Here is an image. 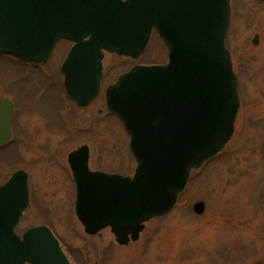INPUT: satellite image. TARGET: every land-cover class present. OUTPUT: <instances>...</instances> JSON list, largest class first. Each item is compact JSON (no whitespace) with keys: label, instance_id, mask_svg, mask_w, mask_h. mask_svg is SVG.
<instances>
[{"label":"water","instance_id":"95a60500","mask_svg":"<svg viewBox=\"0 0 264 264\" xmlns=\"http://www.w3.org/2000/svg\"><path fill=\"white\" fill-rule=\"evenodd\" d=\"M229 24V0H0V53L39 63L59 40L73 43L61 72L78 107L99 92L103 52L137 59L153 29L167 48V64L136 66L105 90L129 137L133 177L90 172L86 146L67 157L87 234L109 227L117 244L137 241L145 223L173 209L190 172L230 140L239 96L224 45ZM12 117L0 98V146ZM27 206V174L18 170L0 186V264H69L48 228L22 240L14 233ZM192 211L201 215L204 204Z\"/></svg>","mask_w":264,"mask_h":264},{"label":"rangeland","instance_id":"374dc122","mask_svg":"<svg viewBox=\"0 0 264 264\" xmlns=\"http://www.w3.org/2000/svg\"><path fill=\"white\" fill-rule=\"evenodd\" d=\"M230 8L227 47L240 97L233 135L221 154L192 171L174 209L147 223L139 240L125 247L115 244L108 229L86 239L73 212L70 152L86 145L91 171L130 176L135 167L128 139L106 111L102 92L86 108L63 94L59 66L67 43L35 67L0 56V97L9 99L15 112L4 152H13L15 170L28 175L29 206L18 234L48 225L80 249L78 259L87 264L96 259L101 264H264V5L230 0ZM165 54L153 36L141 60L163 64ZM102 65L104 88L129 64L107 54ZM10 170L0 169V185ZM197 202L204 204L201 215L192 211Z\"/></svg>","mask_w":264,"mask_h":264},{"label":"flooded vegetation","instance_id":"af4514ba","mask_svg":"<svg viewBox=\"0 0 264 264\" xmlns=\"http://www.w3.org/2000/svg\"><path fill=\"white\" fill-rule=\"evenodd\" d=\"M54 53V52H53ZM128 60V66H127V68L123 71V72H121V73H119V74H117V76L115 77V78H113L112 79V81L109 83V84H111V83H113L115 80H116V78L120 75V74H122V73H124V72H127L132 66H134L135 64H132V65H130V61H132V60H129V59H127ZM32 67H35V66H39V65H36V64H33V65H31ZM102 78H103V76H102ZM103 83V82H102ZM108 84V85H109ZM70 184H71V187H72V189L74 190V185H73V181H72V176H71V173H70ZM43 225V224H42ZM44 226H46V227H48L50 230H51V232L53 233V235L55 236V238L58 240V242H59V246H60V248L62 249V251L64 252V254H65V256H66V258H67V260L69 261V263L70 264H87V262H85V260H79L78 258H79V254L82 252L80 249H76V248H71L69 245H67L65 242H63L61 239H59L57 236H56V234L54 233V231L50 228V226H48V225H44ZM81 227V226H80ZM30 228V227H29ZM26 230V229H25ZM24 230V231H25ZM83 231V230H82ZM84 233V232H83ZM84 237H86V239L87 238H90V239H94V238H96V236L98 235H95V236H89V235H86L85 233H84ZM129 244H131V243H129ZM128 244V245H129ZM121 247V246H120ZM98 251V250H97ZM81 255V254H80ZM94 263H96V264H101L97 259L94 261V262H92V263H89V264H94ZM25 264H27V263H25Z\"/></svg>","mask_w":264,"mask_h":264},{"label":"trees","instance_id":"16d2710c","mask_svg":"<svg viewBox=\"0 0 264 264\" xmlns=\"http://www.w3.org/2000/svg\"><path fill=\"white\" fill-rule=\"evenodd\" d=\"M144 57H145V54L141 59H144ZM141 62H142V60H141ZM4 150H5V147H0V169L6 170L8 168L9 169L11 168L10 171H15L16 167L18 166V164L15 165V163H16L15 157L16 156L14 155L13 152L5 153ZM12 167H14V168H12Z\"/></svg>","mask_w":264,"mask_h":264}]
</instances>
